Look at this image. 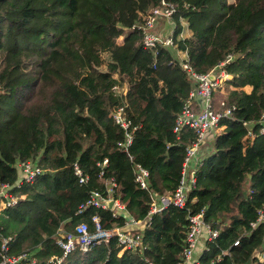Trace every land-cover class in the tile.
Wrapping results in <instances>:
<instances>
[{"label": "trees", "instance_id": "1", "mask_svg": "<svg viewBox=\"0 0 264 264\" xmlns=\"http://www.w3.org/2000/svg\"><path fill=\"white\" fill-rule=\"evenodd\" d=\"M166 1L174 6V48L142 47L135 27L159 0H0V185L18 180L20 162L41 169L14 184L16 204L0 211L8 254L28 252L33 264H178L187 216L202 210L217 235L190 264H264L253 254L264 242V224L249 225L264 205V133L255 123L264 114V0ZM182 23L188 36H180ZM227 55L230 79L212 91L211 102L215 110L220 101L234 109L209 138L185 206L152 214L135 249L111 238L61 258L56 241L77 222L91 230L94 214L103 228L124 224L107 208L76 214L92 191L117 199L134 220L147 213L149 194L174 191L185 148L195 141L188 127L173 131L194 85L181 63L206 73ZM119 106L130 124L127 147L110 116ZM136 165L147 171V189L134 181Z\"/></svg>", "mask_w": 264, "mask_h": 264}, {"label": "built area", "instance_id": "2", "mask_svg": "<svg viewBox=\"0 0 264 264\" xmlns=\"http://www.w3.org/2000/svg\"><path fill=\"white\" fill-rule=\"evenodd\" d=\"M174 13V6L172 3L166 0H159V2L150 8L146 12L143 21L135 27L140 31V41L144 48H155L157 46L174 48V44L171 35L160 36L156 33L155 28L158 21L161 18H171ZM181 36V34H180ZM182 37V36H181ZM184 54L185 58V53ZM231 55H227L224 60L219 62L216 66L210 69L206 73H195L190 70L186 62L181 63V68L190 72L193 78L194 85L188 91L187 97L181 107V110L175 117L173 131H177L183 126L188 127L195 133V141L185 148V155L182 164L181 177L177 186L170 195H156L149 194V206L147 213L141 219H132L131 217L123 214V206L117 199H113L111 207L112 215H123L124 224L121 227H113L110 229L103 228L99 222L97 215L90 217L92 223V229L89 230L88 225L84 221L74 224L70 231L61 234L57 239V244L61 249V258L69 255L74 250L81 252L87 251L91 246L104 243L111 238H115V241L122 248L135 249L139 245L140 231L149 225L150 217L152 214L159 212L167 206L176 208H183L186 203L187 193L194 186L195 183V168L197 162L201 159V156L194 161V167L186 172V168L195 156L199 155L201 145L205 140H209L211 135L218 127V121L220 118L229 117L234 107L225 106L224 102L220 101L219 110H215L212 107L211 93L213 90L222 87L225 79L229 75L223 69V66L230 61ZM213 74V79L209 76ZM122 87L113 85L111 90L113 94H120ZM197 100V108L193 105V101ZM110 116L115 124H117L124 131L123 147H127L131 142V131H129V121L123 116L122 106L114 109ZM257 123L258 134L264 133V114L260 115L255 121ZM246 128V135L252 137L251 122L243 123ZM203 141L198 146V142ZM106 160L102 161V165ZM18 180L14 184L20 182H30L33 178L41 172V169L31 161H23L18 164ZM73 172L78 178L79 183L86 181L84 176L76 164H73ZM147 171L138 165H136V171L134 174V181L140 189H147ZM13 185L2 184L0 185V211L16 204L18 197L11 193ZM114 186V183H110ZM107 193L111 192V188L106 190ZM23 198V195L19 196ZM110 199L107 196L106 199H102L97 191H92L86 200L81 202L76 210V214H81L87 207L95 208H107L106 201ZM203 211L199 210L194 214L187 216V225L184 236V245L181 250V259L178 264H190L195 261L196 254L202 249L204 242L211 241L217 235V230L210 227L205 223L202 218ZM264 224V205L257 211V217L254 222L249 225L251 228L255 227L257 223ZM9 238H2L0 242V264H33V259L30 258V253L20 252L18 254L7 253V242ZM237 240L233 242V245L237 244ZM263 246L259 247L258 253L264 258V242ZM58 259L57 261H59Z\"/></svg>", "mask_w": 264, "mask_h": 264}, {"label": "crops", "instance_id": "3", "mask_svg": "<svg viewBox=\"0 0 264 264\" xmlns=\"http://www.w3.org/2000/svg\"><path fill=\"white\" fill-rule=\"evenodd\" d=\"M164 20H162V18L158 21L157 25H156V28H155V31L156 33H158L160 36H166V35H170V30L172 28V23H169L170 21V18H163ZM182 35L185 37V36H188L189 32L188 30L185 28V24L182 23ZM176 54L179 56L180 59H182L184 57V54L181 52V51H177ZM228 79H230V75L228 78L225 79V81H227ZM224 81V83H225ZM224 83L222 84V86L224 85ZM197 104V100L196 101H193V105L195 106V108H197L196 106ZM209 141V140H208ZM209 152V151H208ZM204 154V151L203 150H199V155L197 153V155L195 156V158H193L191 160V162L189 163V165L187 166L186 168V172H189L193 167H194V161L197 160V158L199 156H203Z\"/></svg>", "mask_w": 264, "mask_h": 264}, {"label": "water", "instance_id": "4", "mask_svg": "<svg viewBox=\"0 0 264 264\" xmlns=\"http://www.w3.org/2000/svg\"><path fill=\"white\" fill-rule=\"evenodd\" d=\"M213 76H214V75L211 74L209 77H210L211 79H213ZM202 143H203V141L198 142V146L201 145ZM112 204H113V199H112V198L108 199V200L106 201L107 209L110 210L111 207H112ZM262 246H263V244L261 243V244L259 245V247H262ZM259 247L256 248V249L253 251V254H254L256 251H258Z\"/></svg>", "mask_w": 264, "mask_h": 264}, {"label": "rangeland", "instance_id": "5", "mask_svg": "<svg viewBox=\"0 0 264 264\" xmlns=\"http://www.w3.org/2000/svg\"><path fill=\"white\" fill-rule=\"evenodd\" d=\"M169 23H171V21H169ZM156 29H157V28H156ZM181 36L183 37L182 33H181ZM120 40H121L120 38L117 39L118 42H120ZM200 150H203L204 153H207L208 151L211 150V146H210L208 140H205V141H204V143H203V144L201 145V147H200Z\"/></svg>", "mask_w": 264, "mask_h": 264}]
</instances>
